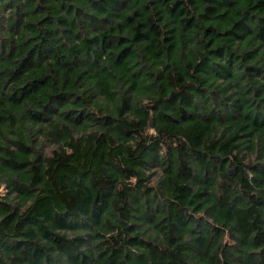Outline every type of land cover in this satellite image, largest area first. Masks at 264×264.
Wrapping results in <instances>:
<instances>
[{
    "label": "trees",
    "instance_id": "16d2710c",
    "mask_svg": "<svg viewBox=\"0 0 264 264\" xmlns=\"http://www.w3.org/2000/svg\"><path fill=\"white\" fill-rule=\"evenodd\" d=\"M0 264H264V0H0Z\"/></svg>",
    "mask_w": 264,
    "mask_h": 264
}]
</instances>
